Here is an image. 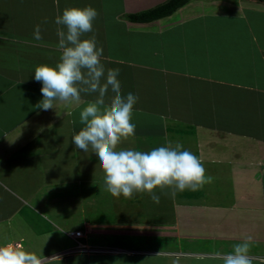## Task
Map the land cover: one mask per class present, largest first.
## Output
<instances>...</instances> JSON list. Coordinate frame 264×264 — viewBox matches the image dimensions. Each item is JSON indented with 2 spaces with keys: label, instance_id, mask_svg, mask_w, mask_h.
I'll list each match as a JSON object with an SVG mask.
<instances>
[{
  "label": "crops",
  "instance_id": "1",
  "mask_svg": "<svg viewBox=\"0 0 264 264\" xmlns=\"http://www.w3.org/2000/svg\"><path fill=\"white\" fill-rule=\"evenodd\" d=\"M167 1L59 0V12L97 10L82 39L96 36L105 68L119 69L122 95L139 98L135 135L118 147L179 142L213 182L175 195L156 189L159 204L106 192L95 154L71 140L85 105L36 107L34 70L61 54L56 3L0 0V245L59 254L60 264H222L215 251L251 237L253 264H264V0H190L152 22L130 17Z\"/></svg>",
  "mask_w": 264,
  "mask_h": 264
},
{
  "label": "clouds",
  "instance_id": "2",
  "mask_svg": "<svg viewBox=\"0 0 264 264\" xmlns=\"http://www.w3.org/2000/svg\"><path fill=\"white\" fill-rule=\"evenodd\" d=\"M58 14L57 50L61 53L56 65H40L34 70V80L40 82L42 100L36 105L42 110L53 109L57 103L85 105L79 112L81 130L71 137L76 149H89L99 161L103 174L104 190L112 197L131 199L135 194H148L159 204L156 189L169 195L185 190L198 191L213 182L206 175L202 161L191 151L183 149L177 142L173 145L155 147L149 151L118 147L135 135L136 125L132 123L133 107L138 96L122 95L117 79L119 69H106L103 61V47H98L95 35L82 37L93 32V21L98 12L91 6L68 7L59 12V0H54ZM44 23H47L45 19ZM41 41V28L37 25L33 33ZM252 42L259 47L255 35ZM264 51V49H261ZM113 95L105 102L109 92ZM96 94L95 99L85 101L81 94ZM251 237L235 244L231 252L215 251L213 255L222 264H253L249 255ZM62 256H39L24 249L18 242L0 245V264H60Z\"/></svg>",
  "mask_w": 264,
  "mask_h": 264
},
{
  "label": "trees",
  "instance_id": "3",
  "mask_svg": "<svg viewBox=\"0 0 264 264\" xmlns=\"http://www.w3.org/2000/svg\"><path fill=\"white\" fill-rule=\"evenodd\" d=\"M188 1L190 0H168L166 3L157 6L149 11L130 17L135 21L152 22L154 20L170 16Z\"/></svg>",
  "mask_w": 264,
  "mask_h": 264
},
{
  "label": "built area",
  "instance_id": "4",
  "mask_svg": "<svg viewBox=\"0 0 264 264\" xmlns=\"http://www.w3.org/2000/svg\"><path fill=\"white\" fill-rule=\"evenodd\" d=\"M70 236L72 238H75V239L79 238V237H81V232L78 231V232L71 233ZM77 247H78V249H77L78 252H85V253H103V252L107 253V252H109L106 249H93V248L86 247L83 245H78Z\"/></svg>",
  "mask_w": 264,
  "mask_h": 264
},
{
  "label": "rangeland",
  "instance_id": "5",
  "mask_svg": "<svg viewBox=\"0 0 264 264\" xmlns=\"http://www.w3.org/2000/svg\"><path fill=\"white\" fill-rule=\"evenodd\" d=\"M23 1V0H22ZM22 7V6H21ZM23 11V10H22ZM22 13V12H21ZM18 14V16H20V13H17ZM85 160V159H84ZM84 186H86V188H87V186H89L88 184H85ZM93 249H100V248H93Z\"/></svg>",
  "mask_w": 264,
  "mask_h": 264
}]
</instances>
